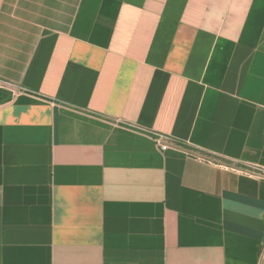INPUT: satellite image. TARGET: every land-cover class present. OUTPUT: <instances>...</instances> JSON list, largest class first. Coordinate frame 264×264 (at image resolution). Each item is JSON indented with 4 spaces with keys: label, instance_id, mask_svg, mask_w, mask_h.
Returning a JSON list of instances; mask_svg holds the SVG:
<instances>
[{
    "label": "crops",
    "instance_id": "crops-1",
    "mask_svg": "<svg viewBox=\"0 0 264 264\" xmlns=\"http://www.w3.org/2000/svg\"><path fill=\"white\" fill-rule=\"evenodd\" d=\"M249 165L264 0H0V264H264Z\"/></svg>",
    "mask_w": 264,
    "mask_h": 264
},
{
    "label": "built area",
    "instance_id": "built-area-1",
    "mask_svg": "<svg viewBox=\"0 0 264 264\" xmlns=\"http://www.w3.org/2000/svg\"><path fill=\"white\" fill-rule=\"evenodd\" d=\"M152 140L156 144V146L159 147L161 151H165L169 148H174V149L181 148L180 143H178L176 140L168 136L154 134ZM239 172L244 175L257 178L259 180H264V169L259 168L255 165H249L247 167H244Z\"/></svg>",
    "mask_w": 264,
    "mask_h": 264
}]
</instances>
